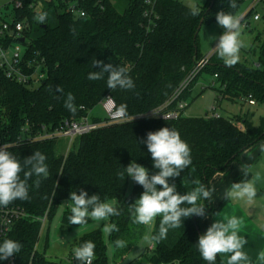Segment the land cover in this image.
Returning a JSON list of instances; mask_svg holds the SVG:
<instances>
[{
    "label": "trees",
    "instance_id": "trees-1",
    "mask_svg": "<svg viewBox=\"0 0 264 264\" xmlns=\"http://www.w3.org/2000/svg\"><path fill=\"white\" fill-rule=\"evenodd\" d=\"M74 1L85 10V16L60 11L64 6L56 2L62 0L44 1L43 10L48 13L44 24L35 19L37 13L30 8L32 0H25L23 7L16 10L18 19H27L30 23L26 32L28 56L37 53L47 67V76L39 86L17 83L7 78L0 68V137L10 143L8 150L18 159L23 160L37 150L45 154L49 172L47 178H39V187L34 185L37 177L29 181V200H16L8 205L25 212L11 231L0 238V242L10 238L23 245L20 253L11 257L19 264H79L73 257V249L64 261L49 259L36 246L43 225L40 219L47 212V220H51L62 202L67 203L61 218L62 229L78 226L68 223L72 206L68 200L70 192L76 190L79 194L80 188L89 196L99 195L102 201L120 210L119 216L108 217L110 225L115 224L119 229L109 233L115 256L125 257L136 246L145 233V225L132 222L130 204L144 189L133 182L128 193L130 177L122 179L118 173L132 160L147 168L150 175L158 171L153 168L146 145L139 143L146 139L149 131L175 128L191 149L192 164L179 177L169 178L180 194L197 186L193 180L210 187L213 175L226 170L245 151L264 139V115L256 125L254 112L248 110L243 116L190 117L181 113L177 119L147 117L109 123L76 137L65 154L58 151L59 139L18 142L21 135L37 132L43 126L53 130L66 118L80 119L88 115L106 96H111L117 107L126 104L129 117L161 106L171 99L200 58V24L216 20V13L220 11L236 15L244 0H235L236 9L229 7L230 0H201L197 3L201 14L196 17L189 15L188 4L183 0H157L151 18L145 15V0ZM254 12L255 8H251L241 22ZM259 39L260 35L255 38ZM260 49L255 65L238 62V66L228 67L216 53L212 55L208 65L220 84L219 99L240 100L251 96L256 105L264 104V41ZM93 58L126 67L135 88L111 91L106 86V76L103 80H89V72L100 70L92 68ZM57 86L63 89V96L69 92L74 95L78 106L76 114L64 107L62 98H56L61 96L55 91ZM189 93L190 87L182 97L188 100ZM92 117L96 122L102 121V116ZM243 179L242 174L239 182ZM160 187L158 185V189ZM205 203L209 215L218 213L227 201L223 199L217 207L213 206L212 199ZM160 219H155L151 235L158 231ZM201 219L197 216L185 218L183 226L170 230L167 238L152 248V253L143 251L138 259L145 258L146 264H207L196 248L202 235ZM92 221L89 218L86 224ZM117 239L125 241V247L117 248L114 243ZM89 240L96 245L93 264H107V244L100 228L81 235L72 247ZM8 260H0V264H7ZM216 264L226 263L218 255Z\"/></svg>",
    "mask_w": 264,
    "mask_h": 264
},
{
    "label": "clouds",
    "instance_id": "clouds-1",
    "mask_svg": "<svg viewBox=\"0 0 264 264\" xmlns=\"http://www.w3.org/2000/svg\"><path fill=\"white\" fill-rule=\"evenodd\" d=\"M229 7L237 8L235 0H230ZM189 15L196 17L201 14V7L197 3L188 5ZM48 13L40 12L35 19L40 24L47 21ZM241 17L232 12L220 11L216 13L218 26L224 29L219 37H212L218 42L214 50L216 55L223 60L228 67L235 66L240 60V50L245 47L241 37ZM75 33V29H72ZM92 68L99 67V71L89 72L87 78L91 81L106 79V86L111 91L132 90L135 83L128 74V69L123 66H113L111 63H104L93 58ZM61 93L57 99H63L64 107L72 114H76L78 106L75 104V97L72 93L63 96V89L59 86L55 89ZM80 108L83 106L80 105ZM155 117L158 113L152 111ZM113 115L117 118H127V105L120 104ZM142 115V114H141ZM165 119H167L164 116ZM140 144L147 147L151 154L153 168L158 171L150 175L149 170L132 160L123 171L118 173L122 179L130 177L133 182L144 189L140 197L130 204L132 222L137 225H151L157 217L159 221L158 231L144 239L155 247L160 241L167 238L170 230L183 226V220L192 216L206 218V203L211 201L214 189L208 187L198 180L192 183L197 185L185 194L177 192L175 183H170L169 178H176L192 164L191 149L184 141L179 132L172 127H162L159 130L146 134V139L139 140ZM264 150V149H262ZM46 155L40 151H35L32 155L18 159L16 155L8 150L7 146L0 147V207H7L16 200L27 201L29 195V181L33 176L37 177L34 185L39 187L40 177L47 178L49 175L48 166L45 163ZM244 179L238 183H232L230 189H226L223 194L224 200H243L248 204L253 203L257 196L256 179L252 177L247 165L240 170ZM251 174V179H249ZM161 186L159 189L157 186ZM71 201V214L68 216V223L74 225H84L91 218L96 221L106 220L110 216H119L120 210L112 204L102 201L100 196L93 194L89 196L83 188L71 191L69 200ZM242 221L235 216L230 218L216 219L199 236L196 248L201 258L207 264H216L217 256L220 254H230L227 257V264H240L247 261L248 257L242 248L246 241L238 235V230ZM105 231H119L115 224L106 225ZM117 248L125 247L126 242L117 239ZM23 245L13 239L5 238L0 242V260H8L20 253ZM95 243L85 241L73 248V257L79 264H93L95 257ZM260 259L264 260V253Z\"/></svg>",
    "mask_w": 264,
    "mask_h": 264
},
{
    "label": "rangeland",
    "instance_id": "rangeland-1",
    "mask_svg": "<svg viewBox=\"0 0 264 264\" xmlns=\"http://www.w3.org/2000/svg\"><path fill=\"white\" fill-rule=\"evenodd\" d=\"M199 2H201V0H185V3L188 5ZM13 3L14 0H0V9L13 15ZM251 8H255L254 14L241 22L240 38L244 41L245 47L240 50L239 63L247 65H255L257 63L261 53L260 46L264 41V0H244L236 15L242 18ZM256 14L260 16L259 20H255L254 16ZM223 31L224 29L218 26L216 20H206L201 25L198 32L200 58L195 63L196 68L199 61L210 53H212V55L216 53L214 47L218 41L214 40L212 37H219ZM258 35H260V39L256 41L255 38ZM195 66H193V68H195ZM235 66H238V64ZM198 68L201 71L190 87L188 97L189 105L185 110V115L190 117H204L215 111L223 116H243L246 111L250 110L255 114L253 117L255 124H259L260 117L264 115V104L257 103V105H248L245 101L231 99L229 97L219 99L218 96L220 95V92L218 91V88L220 87V84L216 78H214L210 65L207 64ZM91 113L92 116H104V112L100 105L95 106ZM262 144H264V139L259 140V142L252 147L258 149ZM71 146L72 142L69 138L63 137L58 141V151L60 153H67ZM257 158H259V160L252 169L250 168V171L252 175L253 173L255 174V179L257 181L260 180L258 183L256 181V186L258 191H262L264 190V150L261 151ZM132 188L133 180L130 178L127 192L130 193ZM240 201H242L247 207L251 208V206L245 201ZM66 206L67 203L62 202L52 219L47 220L42 226L40 239L36 248L38 251L44 252L46 257L52 260H68L73 249L72 244L75 240L86 232L100 228L104 233L105 242L107 244V264H146V259H138V256L146 250L148 254L152 253L153 247L144 239V237L146 235H151L155 220L151 225H145V233L136 246L125 257L117 258L115 256L113 245L109 239V232L105 231V226L110 225L109 218L103 221L92 219L93 221L89 224L62 229L61 218ZM261 212L264 211L261 210L260 214Z\"/></svg>",
    "mask_w": 264,
    "mask_h": 264
},
{
    "label": "built area",
    "instance_id": "built-area-1",
    "mask_svg": "<svg viewBox=\"0 0 264 264\" xmlns=\"http://www.w3.org/2000/svg\"><path fill=\"white\" fill-rule=\"evenodd\" d=\"M25 0H14L13 15L0 9V68L3 70L5 76L17 83L28 85L31 87L39 86L47 76V67L44 59H39L37 53H32L28 56V41L26 32L30 29V23L27 19H18L16 10L23 7ZM44 1L52 0H32L30 8L37 14L44 12ZM185 1V0H183ZM257 1V0H256ZM147 8L145 15L149 18L155 13V4L157 0H145ZM259 2V1H258ZM63 4L64 7L60 11H71L77 16H85V10L80 7L79 2L74 0H62L56 2ZM255 20H259L260 16L255 15ZM22 38L24 41H22ZM212 57V53L207 55L197 63V68H193L184 80L180 83L170 100L161 106L154 108L146 113L138 114L136 116H127L126 119L117 118L113 115L117 105L111 96H106L100 101L104 116L102 121H94L92 113L81 117L80 119H64L59 127L53 130H47L45 126L41 130L34 133L21 135L18 142L22 140H46V139H60L63 137L69 138L71 142L78 136L87 134L101 126L109 123L125 122L133 119H141L147 117H154L152 111L157 112L156 118L177 119L181 113L185 114L188 107V100L182 96L186 90L191 87V84L199 75L201 71L198 67L207 65ZM240 101H245L249 105H256V101L251 97H241ZM174 103V106L172 107ZM215 109V108H214ZM213 109V110H214ZM211 117H220V114L215 111L210 114ZM10 143L2 140L0 137V147L9 146ZM25 216L24 210L15 207H0V238L6 236L12 229L15 222L21 217ZM42 224L47 221V212L45 216L40 219ZM42 225V226H43ZM7 264H19L14 258L8 260Z\"/></svg>",
    "mask_w": 264,
    "mask_h": 264
},
{
    "label": "crops",
    "instance_id": "crops-1",
    "mask_svg": "<svg viewBox=\"0 0 264 264\" xmlns=\"http://www.w3.org/2000/svg\"><path fill=\"white\" fill-rule=\"evenodd\" d=\"M263 148L264 144L259 146L258 149L251 147L240 156L239 160L233 161L226 170L217 172L213 175L210 179V188L214 189L211 197L214 207H217L223 200L225 190L230 189L232 183L239 182L242 175L240 171L242 167L247 165L249 169L253 168L259 160L260 157L257 158V156L261 153ZM252 177L255 178L254 173ZM259 181H257V183ZM249 206H251V208L244 205L240 200H227V203L218 213L209 214L206 218L201 219V231L202 234H204L207 228L216 219L235 216L242 221L238 230V235L246 241L242 251H244L248 257L246 262L241 261L240 264H264V260L260 259L261 253H264V212L260 214L261 210L264 211V190H257V196ZM229 255L230 254H220L226 264Z\"/></svg>",
    "mask_w": 264,
    "mask_h": 264
},
{
    "label": "water",
    "instance_id": "water-1",
    "mask_svg": "<svg viewBox=\"0 0 264 264\" xmlns=\"http://www.w3.org/2000/svg\"><path fill=\"white\" fill-rule=\"evenodd\" d=\"M201 28V24H200V26H199V29ZM22 41H24V39L22 38Z\"/></svg>",
    "mask_w": 264,
    "mask_h": 264
}]
</instances>
